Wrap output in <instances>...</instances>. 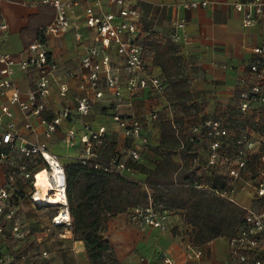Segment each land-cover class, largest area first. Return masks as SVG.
Returning <instances> with one entry per match:
<instances>
[{
  "label": "built area",
  "instance_id": "2783aa9c",
  "mask_svg": "<svg viewBox=\"0 0 264 264\" xmlns=\"http://www.w3.org/2000/svg\"><path fill=\"white\" fill-rule=\"evenodd\" d=\"M210 3L189 1L183 7L205 8ZM21 4L55 12L53 21L19 54H0V236L23 242L33 235L23 213L26 202L36 211H54L49 228L72 227L65 166L50 151L53 136L72 112L66 106L53 112L51 119L44 116L52 111L50 98L54 87L58 88L59 98L66 101L70 91L66 79L80 77L79 88L86 94L76 99V110L83 118L96 102L105 100L101 87L102 80L105 81L112 95L107 100L113 107L112 121L130 140V146L123 151L116 149L109 162H101L108 128H95L85 122L82 134L70 129L63 134L62 143L67 148L80 146L82 152L77 161L81 164L93 163L96 169L127 179L134 172L129 162L143 163L140 146L150 144L152 136L138 116L121 112V102L127 100V105L133 107L140 92L149 91L166 100L168 93L163 78L150 72L144 41L150 39L151 33L145 31L142 22L143 0H21ZM231 4L243 13L244 28L258 23L264 27V0H232ZM185 25V19L178 16L172 21L175 30H183ZM0 28L5 30L7 26ZM72 29L76 48L82 54L83 73L77 75L69 70L63 79L52 51L53 42ZM177 40L175 34L173 41ZM252 51L256 58L248 73L238 78L240 88L232 110L217 118L200 117L186 136L190 148L187 159L194 174L189 186L206 197L226 200L245 211L236 234L227 239L230 255L238 264H264V45ZM114 55L122 59L121 66L114 65ZM17 70L34 74V87L25 93L15 80ZM18 113L24 129L35 138L42 135L43 141L21 133ZM148 118L157 124L164 119L173 121L174 109L168 105L165 113H160L151 108ZM179 164L182 165L181 160ZM44 171L50 177L46 194L38 186L39 175ZM142 186L151 194L146 183ZM176 213L160 211L150 201L148 207L130 210L128 215L135 226L167 231L169 217ZM183 237L187 260L202 257L203 250L193 238L185 233ZM40 256L48 257V253ZM163 258L165 264H177L168 255ZM20 259L24 261L27 256ZM9 260L0 257V264Z\"/></svg>",
  "mask_w": 264,
  "mask_h": 264
},
{
  "label": "crops",
  "instance_id": "0c3cea01",
  "mask_svg": "<svg viewBox=\"0 0 264 264\" xmlns=\"http://www.w3.org/2000/svg\"><path fill=\"white\" fill-rule=\"evenodd\" d=\"M189 1L202 0H143L142 4L144 10L142 22L145 31L151 33L150 41L164 43L167 40L173 41L175 34L178 36V40L173 42L178 46L179 55L183 59V74L188 78L192 98L188 103L191 115L185 118L184 123L185 136L200 117L217 118L232 110L240 88L238 78L248 73L250 65L256 58L252 49L264 45L263 24L258 23L244 28L243 13L235 10L231 4L232 0H210V5L205 8H184L183 4ZM39 9L41 8L26 7L10 0H0L1 26H7L5 30L0 28V54L17 55L24 49L21 32L28 27L30 17L38 15ZM176 16L185 19L186 25L183 30L173 28L172 21ZM83 33H87L84 27ZM52 51L63 79L69 70L76 72L77 75L83 73L80 65L82 54L76 48L73 29L64 38L53 42ZM146 55L151 66L150 72L165 81L161 67L154 64V53L149 47L146 49ZM113 62L115 66H121L122 59L114 55ZM34 78V74H25L19 70L15 74L18 87L24 93L34 87ZM123 81L125 82V79ZM66 82L70 88L68 99L65 101L59 98L58 88L54 87L50 98L52 111L46 113V116L53 117V112L66 106L72 113L53 136L50 151L59 156L63 164L76 162L82 152L80 146L67 148L62 143V137L70 129L76 130L79 135L82 134L83 122L95 128L106 126L108 128L106 141L114 143L117 150L123 151L128 148L130 140L112 121L113 107L107 102L112 99V95L106 88L105 81L101 82V87L105 90V100L96 102L90 113L83 118L76 110V99L86 94L79 88L81 79L77 76L70 80L66 79ZM127 97L125 94L124 98ZM121 105V112L138 116L145 131L151 134L152 142L147 146H140V149L145 156L143 164L154 169L153 161L156 155L153 147L157 146L155 138L160 130V124L151 121L148 112L151 108H156L160 113H165L167 106L171 105L175 116L182 113H177V107L171 103L170 95H167L166 100L149 91L140 92L133 107L127 105V100H123ZM17 123L21 133L29 139L44 140L42 135L35 138L24 129L23 119L19 113ZM174 158L176 162H180L178 156ZM129 175L143 181L147 177L138 172ZM23 213L26 223L34 233L23 242L0 236V257L10 258L6 264H45V260L50 259V253L55 247L54 233H58L61 237L60 243L67 247L63 250L62 264H90L84 243L75 241L70 230L63 227L49 228L51 210L36 211L26 202ZM184 213L181 211L169 217L167 231L135 226L130 222L128 213L118 214L108 219L104 236L115 247L121 264H165L164 255L174 259L177 264H238L231 257L225 238H218L200 246L203 256L188 261L182 234L185 227ZM29 250L34 252L30 254L33 255V263L28 261L29 258L24 261L20 259L22 255L28 256ZM43 252H47L49 257H41ZM36 255H39V258H35Z\"/></svg>",
  "mask_w": 264,
  "mask_h": 264
},
{
  "label": "trees",
  "instance_id": "16d2710c",
  "mask_svg": "<svg viewBox=\"0 0 264 264\" xmlns=\"http://www.w3.org/2000/svg\"><path fill=\"white\" fill-rule=\"evenodd\" d=\"M10 1L21 3V0ZM54 16L53 9L41 8L38 15L30 17L28 27L21 32L24 48L53 21ZM144 46L154 53V64L163 71L171 103L182 115H176L173 121L164 119L160 122L157 146L153 147L156 155L154 169L143 163L129 162L132 171L147 176L145 181L136 182L108 174L96 169L93 163L83 165L76 161L64 164L72 217L70 231L75 241L84 243L90 264H121L115 247L104 236L107 221L112 216L148 207L150 201L160 211H184L183 234L190 235L198 246L218 238L233 237L245 216V211L236 205L206 197L190 187L194 174L187 159L190 148L184 135V123L185 118L191 115L188 103L192 98L188 78L183 74V59L172 40L164 43L144 41ZM115 151L116 145L105 141L99 160L109 162ZM175 156L179 157L182 165L175 161ZM142 183H146L151 194Z\"/></svg>",
  "mask_w": 264,
  "mask_h": 264
},
{
  "label": "rangeland",
  "instance_id": "374dc122",
  "mask_svg": "<svg viewBox=\"0 0 264 264\" xmlns=\"http://www.w3.org/2000/svg\"><path fill=\"white\" fill-rule=\"evenodd\" d=\"M6 51L9 52V50H6ZM176 111H177V113H179V110L177 108H176ZM62 154H63V152H62ZM133 176L134 175H131L128 179L136 181V182H141L142 181V179L136 180ZM45 211H49V210H45ZM51 212H52V215H53L54 211L51 210ZM49 214H50V212H49ZM49 214H47V215H49ZM31 231H32V233H34L32 229H31ZM63 233H65V231H63ZM53 237L55 239V243H54L55 247L52 249V252L50 253V259L49 260H45V264H62V261H63L62 260V258H63V250L67 249V247L64 244L60 243V239L59 238H61V237H59L58 233H54ZM29 252H30V250H29ZM31 253H34V252L27 253V255H28L27 258H29L28 259L29 262L33 263L34 259H33V255H30ZM48 257H49V255H48Z\"/></svg>",
  "mask_w": 264,
  "mask_h": 264
},
{
  "label": "bare ground",
  "instance_id": "6f19581e",
  "mask_svg": "<svg viewBox=\"0 0 264 264\" xmlns=\"http://www.w3.org/2000/svg\"><path fill=\"white\" fill-rule=\"evenodd\" d=\"M54 177H55V178L57 177V176H56V172H55V174H54ZM48 181H50V177H49L48 173L45 172V171L42 172L41 175H39L38 186H39V187L42 186V188H43V193H44V194H46V192H47V187H46V185H47Z\"/></svg>",
  "mask_w": 264,
  "mask_h": 264
}]
</instances>
